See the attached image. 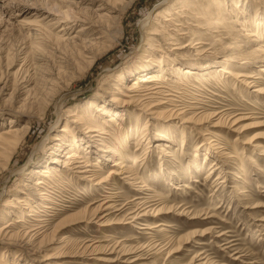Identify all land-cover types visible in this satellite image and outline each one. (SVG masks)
Wrapping results in <instances>:
<instances>
[{
  "label": "rangeland",
  "instance_id": "rangeland-1",
  "mask_svg": "<svg viewBox=\"0 0 264 264\" xmlns=\"http://www.w3.org/2000/svg\"><path fill=\"white\" fill-rule=\"evenodd\" d=\"M249 11L264 17V0H0V130L17 126L22 132L8 158L0 155V227L26 221L13 225L9 236L0 233V260L9 264H264V95L219 73L220 69L242 73L264 87L260 72L264 60L239 61L259 44L240 31L239 23L246 21ZM91 26L103 32L100 42L98 30H83ZM199 40L206 45L175 50ZM195 50L204 53L197 55ZM159 67H164L162 75L171 80V89L180 92V108L189 110L190 103L196 102L195 115H230L231 122L215 131L222 134L220 150L233 157L222 158L207 141L201 143L211 121L207 117L202 125H184L182 136L178 120L153 121L129 109L123 112L126 131L141 119L130 148L135 150L147 123L146 135L154 150L135 168L143 186L126 185L120 177L96 188L78 180L73 173L77 169L62 171L57 163L53 167L58 176L47 178L43 190L53 209L30 216L29 206L45 202L34 186L41 170L53 165L54 159L64 160L75 145L63 133L66 124L82 136L67 112L88 115L102 102L115 107L111 99L117 87L130 86L136 76L153 74ZM190 69L213 78L200 86L183 77ZM219 74L224 75L223 82L217 79ZM182 79L180 91L177 83ZM101 114L94 112V116ZM246 117L251 118L231 126L235 119ZM154 124L164 131L157 132ZM168 125L175 126L174 133L165 130ZM169 137L174 138L170 151L176 159L155 147ZM182 138L186 151L181 149ZM89 143L82 148L90 152L93 163L99 157L102 176H107L113 162L107 153L97 151V144ZM88 144L93 146L88 149ZM215 160L221 175L230 177L220 190L213 184L219 171L207 178ZM106 188L109 194L104 193ZM106 197L114 200L115 208L95 219L90 208ZM137 198L140 201L132 203ZM145 202V207L155 206L164 213H151L136 223L128 220L129 213ZM122 208L127 210L114 212ZM183 211L200 220L181 216ZM208 216L214 217L203 222ZM34 225L39 233L28 235V227ZM194 232L209 233L192 237Z\"/></svg>",
  "mask_w": 264,
  "mask_h": 264
},
{
  "label": "bare ground",
  "instance_id": "bare-ground-1",
  "mask_svg": "<svg viewBox=\"0 0 264 264\" xmlns=\"http://www.w3.org/2000/svg\"><path fill=\"white\" fill-rule=\"evenodd\" d=\"M226 1H228V0H225V2ZM231 2H233V1H231ZM236 7H239V4L234 5V8H236ZM245 14H246V16H244V18L246 21H243L242 24L239 23V26L241 27L240 31L244 33L245 37H247L249 39L255 38V40H257V43H259L257 45V48H255L253 51H251L248 54H243V57L239 58V61H244V62H242V64H245V63L250 64L252 59H254V58H259V59L261 58L260 60H264V57L258 56L260 53L264 54V17L262 15H257L256 13H254V15H253L250 11H249V13H245ZM245 14L243 13V15H245ZM156 16L161 17L159 13H157ZM252 19H253V21H251ZM148 21H149V19L147 20V22ZM176 25L179 26L178 24H176ZM216 25L219 26L221 24L216 23ZM254 29H255V31H254ZM83 30H89V32H92V33H96V31L98 30V32H97L98 37L96 38V40L98 42H100L104 38V36H102L103 32L94 26L85 27V28H83ZM98 45H100V44H98ZM202 45H206V42L204 40H199L198 42L194 43L193 46H190V44H185V46L175 47V50L182 51L188 47H191V49H196V47L199 48V46H202ZM195 51H196L197 55H203V53H204V52H201L199 50H195ZM85 52L87 54L89 53V54L93 55L92 52L87 51L86 49H85ZM159 52H161V50H159ZM93 58H96V57L93 56ZM166 61H171V59L166 56ZM225 61H229V59H225ZM227 67L229 68V65ZM163 69H164V67H159V70H155L152 72L153 74H144L143 76H141L142 75L141 74L139 76H136L137 80H134V82H132V84L130 86L129 85H125V86L122 85L121 87H117V88L114 87V88H116L115 90L117 93L113 95L111 102L113 104H115V107L108 106L104 102H102V104H100L99 106L97 104V107L96 106L94 107L95 109H93V112L91 111L88 115L80 114L77 111L76 112L75 111H68L67 112L68 114L66 115V117L70 118L72 120L71 123H73L74 125L77 126L79 131L82 133V136H77L78 134H76L71 129L70 125L66 124V127L64 128L63 133L67 136L66 139L71 138L72 139L71 141L75 145L72 148V150H70V152H68L66 154L64 160L56 162V161H54L55 160L54 159L52 162L53 165L46 167V168H43L41 170V172H40L41 178L36 179V181L34 182V186H36V190L39 191L38 195H42L44 197L43 199L45 202L41 203V205H39L40 207L38 206L40 209L38 207L33 206V205L29 206L31 209V212L33 214L30 216L39 217V214L41 212L42 213H48L49 209H53V207L50 206L52 202L48 198H46V194L43 192V190H45V188H47V185H48L47 178L51 179V178H55L58 176V175H56V176L54 175L55 173H58V172L54 173L56 168L53 167V166H56L57 163L61 164V166H62L61 170L62 171L65 170L66 172H70L74 169H77L76 172H73L74 174H77V176H76L77 179L80 181L87 182L89 184H93L92 186H94L96 188L97 187H103L104 188V186L107 183L112 182L116 178H120V177H121L120 180L124 181L126 185H130V186H134V187L143 186V185H140V184H144V182H142L141 181L142 178L139 177V173H138L139 168H137V169H135V168L137 167L138 164L142 163L143 158L148 153H151L154 150L151 149L150 142L148 141L149 137L146 135V131H148V124L147 123L145 124L143 131H140V134H139L140 138H139V141L137 142L135 150H132L130 148V146H129L130 140L134 138L133 136H135V130L137 129L136 126L138 125V122L141 119L139 116L136 119L137 120L136 126H131L133 129L131 131L130 130L126 131L125 130L126 125L125 124L123 125V123H124L123 120H124V116H125V114H123V112H125L126 110H129V109L139 111V113H143L147 117L150 116V118L153 119V121H162L164 123H169V121H170V123H173L171 121L178 120L179 122H181V125H183L182 126L183 131H181L182 136H184L185 130H186V127L184 125H187V124L202 125L200 123H202L203 119L207 117V119L211 120V121H209L210 124L206 127V128H208V130L206 129L203 131V132H208V133L206 135L201 134V137H202L201 143H203V141H207L210 144V146H212L213 149L216 150L215 154H217V155L222 154L221 155L222 158L228 159V158L233 157L231 155L226 156L227 153H223L220 150L223 147L221 144L222 134H221V132H217V130L215 131V129H219L220 126H223L222 124L227 125V123L229 124L231 122V119H229L230 115L228 116V114L226 112H224V113L220 112L218 114H216V113H213V114L209 113L208 114L207 112H202V113L195 115L192 112H194V110H198V108H196L197 107L196 102L190 103L191 107L189 110H185L184 108H180L178 103L180 104L182 102V100H180L181 97L179 95H177V94H180V92H178L177 90L171 89L172 86L168 85V82L171 80L168 77L162 75ZM177 70H179V69H177ZM181 70H183V69H181ZM260 72L264 73V67L260 68ZM219 73L229 74L231 78L236 80V82H239L241 85H245L249 89L255 88L254 92H256L259 95H264V87L262 88V85L261 86L257 85L256 81H250V79H251L250 76H247V75L242 74V73H233V72L231 73L229 70H224V69H220ZM223 76L224 75L219 74L218 77L217 76L216 77H217V79L220 78V81L223 82L224 81ZM183 77L191 78V79L195 80L196 83L199 84L200 86H202L203 83L208 82L209 78H213V76H211V75L206 76L205 74H199L196 71V69H190V71H187L185 73L183 72ZM122 80H123V77L121 76V74H119L118 75V84L119 85H120L119 82H121ZM184 81L185 80L182 79L177 83L178 89L180 91H182V85H184V83H183ZM100 111L102 113L101 116H98V115L94 116V112L96 113V112H100ZM106 116L109 117L107 121L104 120V118ZM147 117H146V119L148 120L149 117L148 118ZM250 118L246 117V118H238L235 120L233 119L234 121L231 123V126L238 124L240 121L247 120ZM125 120H127V119H125ZM13 122H14L13 120L10 121L11 124ZM203 123H205V122H203ZM157 127L158 126L156 124H154V129L157 132L162 133V130L164 131V129H162V128L159 129ZM25 128H27V127L25 126L23 129H25ZM203 128H205V127H203ZM165 130H168L169 133L171 132V134H172L175 131V126L168 125V126H166ZM199 130L202 131L201 129H199ZM21 133L22 132H20L18 130L17 126H9L7 128H2L0 130V155H4L8 158L7 155L11 154L12 151L15 148H17V146L20 142V139H21V136H20ZM157 135L161 138L165 137L164 135H160L159 133ZM156 138H157V136H156ZM172 140H174V138L172 139V137H169L167 142H165L162 145L159 144L155 147L160 149L163 153H165V157H167V158L175 157V159H176V155L173 154L172 151H170V150H172V143H173ZM183 140H184V138H182V141H181V149L186 151L187 144H186L185 140L184 141ZM64 141H66V140L64 139ZM91 142H93V144H97V146L99 147L97 151L102 152L103 154L107 153L106 154L107 157L109 158V160H111V162H113L111 165V169L109 170L107 176H105V177L102 176V174H103L102 171L104 170V168H103L104 166H102L101 162H98V160H100L99 157L96 160L97 162L93 163L91 160L93 158L90 156V152H88L87 149L82 148V147H84L83 145L85 143L91 144ZM89 144L86 146V147H88V149L93 146V145L89 146ZM194 152H195V155H194L195 158L198 159L200 157V156H198V153H197L198 150L196 149V150H194ZM263 152H264V147H263ZM137 153H139L140 155L139 154L137 155ZM263 155H264V153H263ZM111 157H113V158H111ZM208 158H209V155L206 154L205 160H208ZM114 159H117V160H114ZM126 159L127 160L131 159V161L129 160V162H127ZM250 161H251V163L256 164L255 161H253V160H250ZM175 163H177V162H175ZM220 163H222V162H220ZM75 164H77L78 166L73 168L72 166H74ZM211 167L212 168H211L210 174L208 175L207 178L214 176L215 173L219 171V175L217 177L215 176L216 179H215L213 184H215L216 189H217V187H219V190H220L221 188L224 187L225 184H227L228 178H230V177L221 175V173H222V171H220L221 167L219 166L218 163H216V160L213 162ZM62 171H60L59 173H62ZM130 173H132V174H130ZM229 174H232V173H229ZM236 177H238V176H236ZM181 185L189 188V186L187 184H181ZM173 187L175 190H179V187H176V185H174ZM106 189H108V191H105L104 193L109 194L110 193L109 188H106ZM146 189H147V186H146ZM234 189H236V188H234ZM135 190L139 191L141 189L138 190V188H136ZM218 191H216V193ZM155 194H157V193H155ZM101 197H103V196H101ZM136 200L140 201V198L135 199L134 201H132V203L135 202ZM14 201L18 202L17 199H14ZM111 202H114V200L113 201L110 200V197L103 198L102 201L98 202L97 207H95L93 209L90 208V213H92L93 217H95V219H97L100 215L107 213L110 210L115 208V205ZM18 203L21 204L22 201L20 200ZM141 205H138L141 208H139L138 210H136L132 213H129L131 217H129L127 219L131 220L132 223H136L137 220H141L144 217L150 216L151 213H157V215L164 213V212H162L164 209L163 210L162 209L157 210V209H155V206L149 205L148 207H145V206H147L146 202L143 203L142 206ZM123 209L124 208L117 209V210H114V212L123 213L127 209L129 210V207L125 210H123ZM180 209L182 210V208H180ZM166 213H170V212H166ZM180 215L185 216L190 220H196V219L200 220L199 217H193V218L188 217V212L186 213V211H183V213ZM213 217L214 216H212V217L208 216L207 218L203 219V222L207 221L208 219H211ZM21 218H23V217H21ZM35 221H38V220H35ZM120 222H123V219L116 221L115 223H120ZM200 223H201V221H200ZM205 223H207V222H205ZM18 224L24 225V224H26V221H24L23 219H20V220H17L15 222V224L8 222L7 225L0 227V233L3 231V233L5 235L9 236L12 233L13 229H15V227H13V225H18ZM100 225L106 226L108 224H106V223L104 224V222H103ZM35 226L36 225L28 227V228H30L27 230L28 235H31V233H33V235H35V233H37V232L39 233L40 230L38 231ZM11 227L13 229L10 232H8V230ZM157 227H160V226H157ZM32 228H36V229H32ZM147 228H150V227H147ZM39 229H40V227H39ZM208 233L209 232H200V233L194 232L192 234V237H197V236H201V235L203 236V235L208 234ZM11 236L13 237V235H11ZM34 237H36V236H34ZM139 259L140 258H138V260ZM0 261H2L5 264H9L8 262H4L3 260H0ZM130 263H134V262H130ZM0 264H1V262H0Z\"/></svg>",
  "mask_w": 264,
  "mask_h": 264
}]
</instances>
